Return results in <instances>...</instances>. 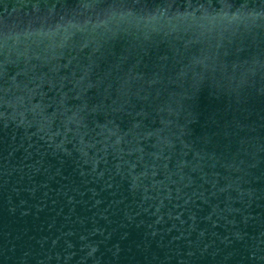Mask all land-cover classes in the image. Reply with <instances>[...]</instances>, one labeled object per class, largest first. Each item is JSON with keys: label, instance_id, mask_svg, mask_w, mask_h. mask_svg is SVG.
Instances as JSON below:
<instances>
[{"label": "water", "instance_id": "95a60500", "mask_svg": "<svg viewBox=\"0 0 264 264\" xmlns=\"http://www.w3.org/2000/svg\"><path fill=\"white\" fill-rule=\"evenodd\" d=\"M0 264H264V0H0Z\"/></svg>", "mask_w": 264, "mask_h": 264}]
</instances>
